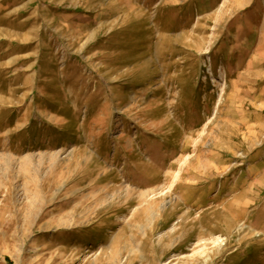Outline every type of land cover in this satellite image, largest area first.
Here are the masks:
<instances>
[{
    "label": "rangeland",
    "instance_id": "rangeland-1",
    "mask_svg": "<svg viewBox=\"0 0 264 264\" xmlns=\"http://www.w3.org/2000/svg\"><path fill=\"white\" fill-rule=\"evenodd\" d=\"M0 264H264V0H0Z\"/></svg>",
    "mask_w": 264,
    "mask_h": 264
}]
</instances>
